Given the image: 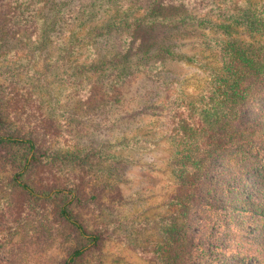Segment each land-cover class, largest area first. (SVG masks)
Wrapping results in <instances>:
<instances>
[{"label":"trees","instance_id":"trees-1","mask_svg":"<svg viewBox=\"0 0 264 264\" xmlns=\"http://www.w3.org/2000/svg\"><path fill=\"white\" fill-rule=\"evenodd\" d=\"M236 1L123 0L100 10L96 0H90L69 17L66 34H74L73 26L84 33L77 36L82 40L87 32L93 41L123 33L132 40L137 30L154 28H195L212 34L207 56L179 53L161 37L137 49L120 45L121 55L77 65L81 74L113 72L120 78L129 73L130 82L143 76L163 91H175L158 106L168 118L166 139L176 179L174 219L162 227L164 241L154 244L153 251L140 252L154 264H228L232 258L238 264H264V124L246 127L241 122L243 110L255 108L264 96V0H246L247 7L235 12ZM45 2L9 1L0 30L12 25L18 32L50 34L60 19L37 28ZM3 53L0 115L18 124L21 134L0 128V203L12 225L37 220L41 227L54 223L55 229H63L73 245L62 264H79L108 237V226L90 231L74 210L95 208L102 199L103 188L89 186V181L105 151L68 144L52 117L45 85H38V71L10 64L11 55ZM167 61H184L201 70L206 79L199 91L187 94L178 81L167 80ZM226 155L228 164L249 167L239 188L223 201L213 197L212 181L219 171L216 158ZM3 248L0 264H23L13 249L2 257Z\"/></svg>","mask_w":264,"mask_h":264},{"label":"rangeland","instance_id":"rangeland-1","mask_svg":"<svg viewBox=\"0 0 264 264\" xmlns=\"http://www.w3.org/2000/svg\"><path fill=\"white\" fill-rule=\"evenodd\" d=\"M9 1L0 0V17ZM89 1L46 0L38 14L37 28L42 30L44 24L59 18L53 31L41 35L34 29L18 32L12 25H6L0 30V45L4 44L0 52L11 55L7 57L10 64L12 61L24 68L29 65L38 71L42 77L38 85H45L43 93L50 100L52 117L68 144L105 151L99 166L91 171L89 181V186L103 188L102 199L95 208L90 205L74 210L90 231L96 226H108V237L99 251L90 253L79 264H154L140 256V252L153 251L154 244L164 241L166 233L162 227L174 219L171 197L176 179L170 143L166 139L168 118L158 106L168 102L175 91H163L143 76L130 82L129 73L121 76L123 79L113 72L104 76L81 74L77 65L119 54L120 45L137 49L143 42L160 41L161 37L176 45L179 53L191 56L203 52L207 56L213 45L209 44L212 34L195 28L173 31L154 28L137 30L132 40L123 33L93 41L89 32L87 38L78 39L84 33L72 26L74 34L69 36L66 31L70 15ZM122 2L96 0L95 7L103 10ZM244 7L246 0L234 3L235 12ZM62 62L65 65H60ZM163 72L167 80L178 81L187 94L199 91L206 79L201 70L184 61L165 62ZM241 122L246 127L264 124V96L257 100L255 108L243 110ZM0 128L21 134L18 124L1 115ZM215 163L219 171L212 181V195L226 201L227 194L239 188L242 176L247 177L245 171L249 165L228 164L227 155L217 157ZM201 209L200 206L197 216ZM10 222L0 203V248L5 246L2 257L13 249L23 264H62L73 245L72 238L63 229H55L54 223L45 228L37 220L20 221L17 225ZM228 264H238L237 258L230 259Z\"/></svg>","mask_w":264,"mask_h":264}]
</instances>
